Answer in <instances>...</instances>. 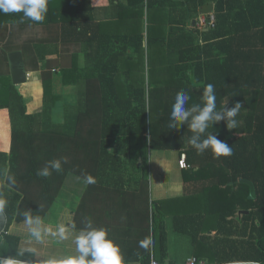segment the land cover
I'll return each mask as SVG.
<instances>
[{"label":"trees","instance_id":"1","mask_svg":"<svg viewBox=\"0 0 264 264\" xmlns=\"http://www.w3.org/2000/svg\"><path fill=\"white\" fill-rule=\"evenodd\" d=\"M186 2L174 4L167 31L160 20L147 19L146 35L143 8L164 4L147 0L129 6L137 13L135 20L126 23L127 34L109 28L118 20H96L90 0H47V11L39 22L22 12L0 11V25L13 26L10 30L40 26L50 33L49 38L17 46L7 45L10 40L0 41L7 61L8 50H21L27 66L40 70L42 85L41 109L29 112L9 75L0 73V109L7 110L10 125L8 151L0 152V206L7 217L0 233V259L19 260L22 242L37 241V236L22 230L29 218L68 224L85 235L93 211L104 205L114 222L104 224V230L119 247L122 263L148 264L155 253L163 260V217L171 214L174 228L190 234L194 244L207 245L219 262L230 256L229 251L213 249L215 234L199 233L203 221H216L215 233L225 238L221 247L227 249L229 236H245L249 230L254 240L250 257L264 264V0ZM205 2H213V26L187 29L188 19ZM53 39L54 51L39 48ZM72 43L81 44V52L72 53L70 64L58 70L64 85L76 86L77 103L64 106V120L55 122L53 110L59 96L52 91L53 67L45 56L59 54V44ZM169 54L174 56L170 77H156ZM207 84L214 86V114L223 115L245 102L247 94L251 97L247 110L232 118L240 126L229 129L224 118L210 122L203 133L191 130L193 117L206 104ZM181 91L189 97L184 108L190 115L178 128L169 127L172 105ZM197 135L198 142L213 135L228 143L232 154L217 158L210 147L198 153L189 143ZM136 144L185 153L182 196L149 198L146 174L132 160ZM56 161L59 170L52 166ZM45 169L49 175H40ZM240 179L253 182L254 199L248 198L249 186ZM239 209L247 212L239 213ZM122 220L125 225L117 226ZM234 223L239 226L232 227ZM94 226H100L99 222L93 220ZM240 249L239 255L245 258L244 245ZM34 260L30 262L42 264Z\"/></svg>","mask_w":264,"mask_h":264},{"label":"crops","instance_id":"2","mask_svg":"<svg viewBox=\"0 0 264 264\" xmlns=\"http://www.w3.org/2000/svg\"><path fill=\"white\" fill-rule=\"evenodd\" d=\"M147 0H90L92 6V15L96 20L101 21H114L118 20L117 25H113L109 27L111 30L116 31L119 34H127L128 28H126V23L135 20V15L137 13L136 10H129L128 7L135 4H144ZM156 4H164L163 7H154L152 9L143 8V33L146 35V27H147V19H152L154 21H159L162 26L166 29L170 27L172 24L168 23V19L174 14V4H184L187 3V0H152ZM210 3V2H205ZM213 3V2H211ZM179 6V5H178ZM201 6V5H200ZM129 11H128V10ZM199 10V9H198ZM213 14V12H210ZM190 17L188 22H191V25H194L195 20L191 21ZM206 18L207 14L199 13L197 14L196 19ZM135 25V24H134ZM9 24L0 25V41L6 42L10 40L7 45H19L20 43L27 42L30 39H42L49 38L50 33L49 30L42 29L40 26H36L32 29H11ZM210 27V26H209ZM208 28L206 27L204 29ZM203 29V30H204ZM202 31V30H199ZM54 39H55V31H53ZM47 44L45 46H39L42 50L54 51L56 48V43ZM20 50L13 49L8 50L7 52ZM2 45H0V73L7 74L10 77L9 64L7 59L2 53ZM21 51V50H20ZM59 54L50 53L46 54L45 60L52 65L51 75H52V91L57 94V90H65L69 88L73 92L71 93V101L63 102L59 99V101L55 104L53 110V120L55 122H62L64 120V106L65 104H70V106H76L77 98H76V86L75 85H64L62 83V76L59 73V67L66 66L71 62V54L72 53H80L81 52V44L72 43V44H59L58 46ZM69 51V53H68ZM81 55H79L78 61L80 63ZM26 66V81L21 83L17 88L23 94V97L26 101L27 108L29 112H36L41 109L42 106V85H41V72L40 70H32L27 64ZM11 78V77H10ZM58 95V94H57ZM245 102L241 101L240 110L243 112L247 110V107L251 104V97L247 94ZM68 102V103H66ZM235 106H232V108ZM239 110L238 114L241 112ZM236 121V120H235ZM236 127L240 126L241 122L236 121ZM209 127L205 129L207 131ZM10 125L7 110L0 109V152H7L9 148V135ZM153 154L150 155L149 163L147 160V165L150 168V174L153 173V187L151 188V200L158 199H168V198H176L180 197L184 193V180H183V170L184 168H180L178 165V150H156L153 149ZM147 158V159H148ZM97 207V206H96ZM102 208H99V211H93L91 215L92 222L86 228V233L94 231V227L100 228L99 230L105 228L104 224H114L112 217L109 212L108 207L101 205ZM242 209H239V211ZM4 211V210H3ZM247 211V210H246ZM240 213V212H239ZM171 214H165L163 217L166 231V256L163 260H160L157 254H153L154 260L159 264H184L186 259L192 255H199L198 258L201 259L206 264H262L257 261H253L250 257L252 250V242L253 239L249 238L248 233L249 230L246 231L245 236H229L231 241L229 242V248L226 246L221 247L222 241H225L223 236L216 234V221L206 222L203 221V225L199 229L200 234H209L216 235V240L214 241L213 249H218L220 252L229 251V257L227 259H223L219 262L217 261L213 255H211L210 248L203 244L202 242H198L194 244L191 241L190 234L177 231L174 228L173 219ZM93 220L99 222L100 226L93 227ZM117 226H124V221L118 222ZM68 224H66L67 226ZM61 226V225H51L49 223H43L40 221H33L31 224L25 222L22 223L21 227L24 233H29L31 235L33 229L38 231L39 238H37L36 242H22V248L20 249L19 260H15L19 264H36L31 263L30 261H35L34 259H38L40 263L44 264H62L63 261L68 260L70 258H78L81 253L78 251L77 239L81 236V231L71 226ZM239 225L234 223L232 227L236 228ZM63 234L66 236L65 241L60 240L59 236ZM34 236V235H33ZM222 239V240H220ZM244 240L245 242L240 241L237 243V240ZM54 245V246H53ZM244 245L245 249H243L245 258H242V254L240 251V247ZM40 246H44L43 249H49V254L51 255H40V250L38 249ZM61 248V249H60ZM240 252V253H239ZM55 253L56 255H52ZM69 255V256H67ZM226 255H222L224 257ZM32 257V258H31ZM88 258L92 259L91 255ZM151 262V261H150ZM149 262V263H150ZM148 263V264H149ZM122 264H138L135 262H123Z\"/></svg>","mask_w":264,"mask_h":264},{"label":"clouds","instance_id":"3","mask_svg":"<svg viewBox=\"0 0 264 264\" xmlns=\"http://www.w3.org/2000/svg\"><path fill=\"white\" fill-rule=\"evenodd\" d=\"M0 11L5 14L12 12H22L24 17H27L33 21H42L47 11V0H0ZM214 86L207 84L204 89V98L206 100L205 106L199 110V114L195 115L191 121L190 128L195 133H203L212 121H220L227 118V127L229 129L235 128L237 122L232 119L236 117L241 104L236 103L235 107L224 112L223 115L216 113V97L213 94ZM189 97L183 92H178L175 97V102L172 105L171 119L173 123L169 124V127H179L185 122L190 112L184 108L185 102ZM193 111H196L194 108ZM199 141V135L192 137L189 141L198 150V153H203L207 148H211L214 157L230 156L232 154V148L228 143L216 139L213 135H208L207 139L202 142ZM52 166L57 170L60 169L59 161L53 162ZM40 175L48 176L49 172L45 169ZM33 221L31 218L27 220V223L31 224ZM38 222V221H37ZM32 234L39 238V233L33 229ZM78 251L81 255L78 258H70L62 262V264H122V257L119 247L114 244L113 241L107 239V233L105 230H94L85 235H81L77 239ZM91 255L92 259H86ZM0 264H17L12 258L0 259Z\"/></svg>","mask_w":264,"mask_h":264},{"label":"rangeland","instance_id":"4","mask_svg":"<svg viewBox=\"0 0 264 264\" xmlns=\"http://www.w3.org/2000/svg\"><path fill=\"white\" fill-rule=\"evenodd\" d=\"M197 14L194 13L193 16H191L192 17L191 21L195 20V22H194V25H191V22H188V24L186 26L187 29H189V30L196 29L197 31H199V30H203L206 27V25H202L201 22H199V19H196L197 18ZM143 30H144V28H143ZM167 30H168V28L167 29L165 28V31H167ZM158 48H159V46H158ZM68 53H69V51H68ZM144 56H145V58H144V67H145V70L147 71V52L146 51H145V55ZM173 60H174V56L172 54L167 55V58L161 62L162 70H159L160 72H157V74L158 73H160V74H158V75L156 74L155 76L159 77L161 75L162 79L163 78L167 79L168 77H170V75H171L170 65L173 62ZM82 61H83V59L81 58L80 59V64H82ZM157 62H158V60H157ZM150 65H152V61H151ZM168 65H169V67H168ZM168 71H170V72H168ZM146 83H147V81H146ZM72 92H73L72 90L67 88V89L62 90V91L61 90H57L56 93L59 96L58 98L64 104L65 100L69 101V102L71 101V97L73 96V94L71 96ZM66 103H68V102H66ZM68 105H69V107H71L69 103L65 104L66 107ZM64 111H63V113H64ZM153 153H154L153 150L149 149L148 147L145 149V146H142L141 144H138V145L136 144L134 146V154H133V157H132V160L138 161L139 164H141L142 170H143L144 174H146V180H147V183H148L149 198H151V188L153 187V181H152L153 180V178H152L153 173H152V175L150 174V168L147 165V160H148V163H149V158L148 157H150V155H154ZM61 214H63V213H61ZM59 239L65 241L66 236L61 234L59 236ZM43 247L44 246H40L38 248L40 250V252H39L40 255H51V254H49L50 250L48 248L47 249H43ZM52 255H56V254L52 253Z\"/></svg>","mask_w":264,"mask_h":264},{"label":"water","instance_id":"5","mask_svg":"<svg viewBox=\"0 0 264 264\" xmlns=\"http://www.w3.org/2000/svg\"><path fill=\"white\" fill-rule=\"evenodd\" d=\"M199 13L208 14L213 12V3H206L199 6ZM11 82L18 87L21 83L26 81V68L23 59L22 52L20 50H14L7 53ZM242 183H246L249 186L248 198L254 199L256 197L255 186L253 182L247 179H240ZM240 213H246V210H240ZM7 223V217L2 207L0 206V233L4 231Z\"/></svg>","mask_w":264,"mask_h":264},{"label":"built area","instance_id":"6","mask_svg":"<svg viewBox=\"0 0 264 264\" xmlns=\"http://www.w3.org/2000/svg\"><path fill=\"white\" fill-rule=\"evenodd\" d=\"M199 22H201L202 25H207L212 27L214 24V16L212 13H208L207 14V19L206 18H200ZM178 165L180 168H187V163H186V155L185 153H179V157H178ZM149 264H159L157 263L153 258L151 259V262ZM184 264H206L205 262H203L201 259H199L198 257L192 255L189 256Z\"/></svg>","mask_w":264,"mask_h":264}]
</instances>
